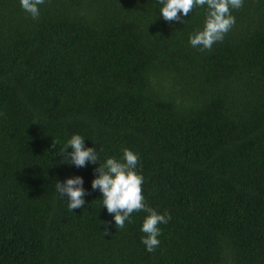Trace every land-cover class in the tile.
<instances>
[{
	"label": "trees",
	"instance_id": "obj_1",
	"mask_svg": "<svg viewBox=\"0 0 264 264\" xmlns=\"http://www.w3.org/2000/svg\"><path fill=\"white\" fill-rule=\"evenodd\" d=\"M162 7L45 0L33 19L0 0V264H264V0L232 9L210 51L189 43L207 5L183 22ZM74 134L97 164L61 163ZM125 148L147 205L171 216L152 253L148 213L116 228L92 189ZM77 176L70 211L56 183Z\"/></svg>",
	"mask_w": 264,
	"mask_h": 264
},
{
	"label": "clouds",
	"instance_id": "obj_2",
	"mask_svg": "<svg viewBox=\"0 0 264 264\" xmlns=\"http://www.w3.org/2000/svg\"><path fill=\"white\" fill-rule=\"evenodd\" d=\"M45 0H20L24 11L33 19L40 15V5ZM163 5L161 17L168 22L181 21L180 15L188 16L195 7L207 5L204 27L190 36L189 43L200 50H211L213 44L222 42L225 35L235 25V17L231 14L232 9L243 7V0H159ZM81 135L74 134L61 149L63 160L61 163L74 165L77 168L85 167L87 163L97 164L98 154L95 148H85ZM53 141V146H54ZM71 149V151H67ZM139 163V155L125 148L121 160L115 157L108 158L103 165L95 171L97 177L92 181V189L99 190L103 196V205L107 212L114 217L116 228L123 229L125 222H131L134 212L144 211L148 213L143 221L141 231L145 234L142 243L146 250L152 253L159 246L158 237L162 234L160 224H167L171 216L168 213L159 214L145 202L142 185L144 177L136 171ZM56 191L61 198L68 197L70 211L81 208L85 204L84 197L87 195L83 188V179L74 177L66 179L63 183L57 180ZM104 236L109 233L107 230Z\"/></svg>",
	"mask_w": 264,
	"mask_h": 264
}]
</instances>
